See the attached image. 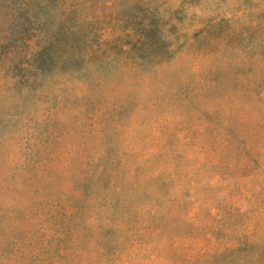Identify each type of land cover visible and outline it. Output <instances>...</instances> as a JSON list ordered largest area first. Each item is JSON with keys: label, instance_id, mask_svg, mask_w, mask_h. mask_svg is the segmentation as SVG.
<instances>
[{"label": "rangeland", "instance_id": "1", "mask_svg": "<svg viewBox=\"0 0 264 264\" xmlns=\"http://www.w3.org/2000/svg\"><path fill=\"white\" fill-rule=\"evenodd\" d=\"M0 264H264V0H0Z\"/></svg>", "mask_w": 264, "mask_h": 264}]
</instances>
